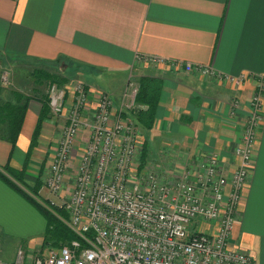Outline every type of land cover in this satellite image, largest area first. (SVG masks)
Segmentation results:
<instances>
[{"label":"crops","instance_id":"crops-1","mask_svg":"<svg viewBox=\"0 0 264 264\" xmlns=\"http://www.w3.org/2000/svg\"><path fill=\"white\" fill-rule=\"evenodd\" d=\"M137 54L245 78L232 86L172 67L141 66ZM5 57L38 66L60 59V73L70 67L71 77L107 93L116 109L129 75L137 82L148 79L159 93L152 126L134 122L159 173L167 177L212 153L232 170L251 95L264 82V0H0V58ZM26 95L32 98L15 147L0 140V169L9 165L19 171L27 163L46 92ZM236 101L240 107L233 109ZM127 113L123 116L129 118ZM262 118L230 238L231 247L249 254L254 264H264V106ZM63 123L51 115L43 122L27 163V185L52 157ZM76 143L83 146L79 138ZM43 223L25 199L0 181V264H27L41 253ZM19 248L25 256L15 263Z\"/></svg>","mask_w":264,"mask_h":264},{"label":"built area","instance_id":"built-area-1","mask_svg":"<svg viewBox=\"0 0 264 264\" xmlns=\"http://www.w3.org/2000/svg\"><path fill=\"white\" fill-rule=\"evenodd\" d=\"M135 58L141 66L172 67L232 86L245 78L155 56ZM8 83L3 71L0 84ZM138 92L129 75L116 109L107 93L82 82L48 84L50 114L64 123L40 180L56 196L71 186L63 207L74 238L42 250L27 264H254L249 254L231 247L230 238L254 164L264 82L250 99L232 170L212 153L167 177L156 166L140 173L142 137L123 116L146 110L136 101ZM83 133V146L77 148Z\"/></svg>","mask_w":264,"mask_h":264},{"label":"trees","instance_id":"trees-1","mask_svg":"<svg viewBox=\"0 0 264 264\" xmlns=\"http://www.w3.org/2000/svg\"><path fill=\"white\" fill-rule=\"evenodd\" d=\"M11 62L15 61L14 59H10V57L0 58V66H2L0 68V76L3 72V68L6 69L5 65ZM39 64L44 65L43 67L45 68L53 69L56 73L58 72L61 74L66 72V74L64 77L63 75L59 76V74L56 75L55 73L48 72L41 66V68H36L31 72L36 85H40L41 82H47V85L49 83H55L61 87L70 81L71 76L68 74L72 71L70 67H65L64 71L61 73L57 70V67L60 68L61 66L60 59L55 62H39ZM6 71L9 73L8 69ZM148 82H150L148 79H140L138 81L139 92L136 99L138 104L146 106V110L137 113L133 112L134 118H136L137 121L139 120L142 125H145L144 127H146V129L152 126L150 122L154 116V111L159 99L158 88L149 85L150 83ZM31 98L32 97L27 96L12 86V83H8L6 86L0 84V140L9 142L12 148L16 145ZM49 115L51 114L48 108L47 98L43 96L41 99L40 114L26 155L27 163L34 148L38 144L42 124ZM27 163L22 170L19 171L6 165L0 169V181L25 199L45 219L47 230L45 237H43L42 248H58L74 238V234L66 224L68 221V214L63 206H55L56 210H59L63 215V217H61L55 210L53 211L47 203L39 200L38 193L42 186L40 174L37 176L32 186L25 183L24 177L27 170Z\"/></svg>","mask_w":264,"mask_h":264},{"label":"rangeland","instance_id":"rangeland-1","mask_svg":"<svg viewBox=\"0 0 264 264\" xmlns=\"http://www.w3.org/2000/svg\"><path fill=\"white\" fill-rule=\"evenodd\" d=\"M14 63V64H13ZM6 69L3 68L2 71H6L7 69L9 70V73H8V79H9V83H12V86H14L15 88L19 89L21 92H23L24 94H30L32 92V90H39V91H43V93L46 92V88H47V82H41L40 85H36V82H34V77L32 76L31 72L36 69V68H41V66H38L37 64L33 63V62H29V61H26V62H11L7 65H5ZM2 66H0L1 68ZM43 69H46L48 72L50 73H54L55 71L51 68H45L42 66ZM58 68V67H57ZM56 74V73H55ZM84 78V77H83ZM88 78V77H87ZM86 81H89L91 80L90 78ZM133 78V77H132ZM79 79V80H78ZM76 79L75 76L74 77H71L70 81L71 80H75V81H79V82H83V80L81 78H78ZM134 79V78H133ZM134 81H136L134 79ZM137 82V81H136ZM138 83V82H137ZM67 84V83H66ZM65 85V84H64ZM253 95V93H252ZM251 95V97H252ZM251 99V98H250ZM122 101V100H121ZM137 113V112H135ZM128 116L129 118H127V120L131 121L133 124H135L134 122V116H133V111H128ZM126 115V114H125ZM136 125V124H135ZM241 130H242V126H241ZM241 136V131H240V134H239V138ZM80 139V137H79ZM85 139V136L83 135L82 138H81V142L84 141ZM143 141V139H142ZM239 142V140H238ZM83 143V142H82ZM238 144V143H237ZM236 144V145H237ZM143 147H144V144H143ZM80 152V150L78 151ZM152 152L151 150L148 148V149H144L142 148L141 152H140V155H139V162H140V173L143 174L145 173V167L149 165L150 168L152 169H156L155 168V163L154 161L151 159V155ZM216 154V153H215ZM218 155V154H217ZM219 157V156H218ZM220 159V158H219ZM46 160V159H45ZM221 161V160H220ZM147 163V164H146ZM221 163H223L221 161ZM184 170L187 169L188 165H185L183 166ZM157 168L159 169L160 167L157 166ZM160 171V170H158ZM179 171V170H178ZM177 169H174L172 171V173L170 174H174L176 172H178ZM169 174V175H170ZM168 175V176H169ZM33 184V183H32ZM30 187V186H29ZM71 190V186L69 187H65V189L60 193L58 194V196L56 195H53L51 194L46 188H44L43 184L41 186V189L38 193V198L39 200H41L42 202H45L47 203L51 208L52 210L56 211V213L59 214V216L63 217V215L59 212V210H56V207L55 206H63L66 202V199L68 197V194ZM68 218V216H67ZM43 225H44V231L42 233L43 237H45V233H46V230H47V225H46V221L45 219L43 218ZM204 226V229L203 231L207 228L206 225H203ZM42 247V246H41ZM235 248V247H234ZM48 248H39L38 251H41V250H46ZM236 249V248H235ZM24 248L21 249L19 248L18 251H17V258H16V261L15 263H21L22 259L24 258L25 256V252H24ZM37 254V253H36ZM36 257V256H34Z\"/></svg>","mask_w":264,"mask_h":264}]
</instances>
